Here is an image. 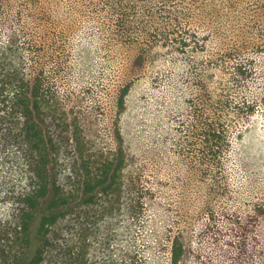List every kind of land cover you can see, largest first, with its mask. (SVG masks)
<instances>
[{
  "label": "rangeland",
  "instance_id": "obj_1",
  "mask_svg": "<svg viewBox=\"0 0 264 264\" xmlns=\"http://www.w3.org/2000/svg\"><path fill=\"white\" fill-rule=\"evenodd\" d=\"M10 5L0 14V70L12 67V50L17 49L15 58L25 56L28 73L35 76L42 70L52 78L59 91L58 108L80 125L92 153L114 156L120 147L116 132L122 137L127 159L119 201L109 209L85 210L79 221L62 225L63 233L77 234L81 246H87V264H169L175 236L186 246L182 264H246L237 259L235 247L226 243L233 240L239 223L264 227V217L254 213L264 208L261 6L253 0H238L237 12L201 20L208 52L188 53L196 65L204 63L206 91L207 86L218 91L223 81L221 71H205L213 54L246 43L240 55L247 54L253 70L238 99L249 100L256 110L241 118L231 135L224 166L226 190L209 196L198 170L201 166L197 163L193 170L190 165L194 158L186 142L191 136L188 102L199 89L198 80L195 84L187 71L188 54L157 46L139 60L137 49L110 44L89 21L68 15L63 8L53 11L48 25L24 18L28 35L25 45L18 42L16 48L12 41L18 38L20 24ZM243 5L249 6L247 12ZM126 84L131 88L120 112L117 97ZM11 191V172L0 162V230L5 236L16 216ZM208 197L212 212L206 207Z\"/></svg>",
  "mask_w": 264,
  "mask_h": 264
},
{
  "label": "trees",
  "instance_id": "obj_2",
  "mask_svg": "<svg viewBox=\"0 0 264 264\" xmlns=\"http://www.w3.org/2000/svg\"><path fill=\"white\" fill-rule=\"evenodd\" d=\"M253 3L264 12V0ZM10 4L20 24L18 38L12 41L16 48L18 42L25 45L28 35L24 18L48 25L53 11L63 8L66 14L89 21L110 44L137 49L139 60L157 46L180 55L207 53L201 20L238 10V0H0V14ZM241 8L249 10L248 5ZM245 48L243 43L210 56L205 71L217 69L223 78L216 92L208 86L206 91L203 61L196 65L188 54L187 71L195 84L198 80L199 89L188 102L191 136L186 142L194 158L190 165L193 170L197 163L201 166L198 170L209 196L226 190L224 166L231 135L237 122L256 110L249 100L238 99L240 88L253 78L249 57L240 55ZM16 52L12 50V67L0 70V162L12 175L11 200L16 215L7 236L0 230V264H87V246H81L77 234L63 233L62 225L79 221L85 210L109 209L119 201L121 172L127 159L121 134L116 132L120 147L114 156L92 153L80 125L64 117L58 108L59 91L52 78L42 70L32 76L25 56L15 58ZM130 88L126 84L119 91L116 105L120 112L125 109ZM254 213L264 217V208L258 207ZM226 245L235 247L238 260L264 264V227L239 223L236 235ZM185 256L186 246L175 236L169 264H182Z\"/></svg>",
  "mask_w": 264,
  "mask_h": 264
}]
</instances>
